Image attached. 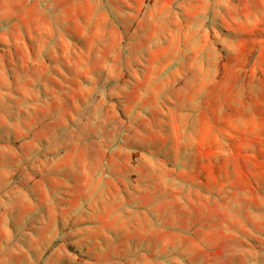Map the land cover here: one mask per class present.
Masks as SVG:
<instances>
[{
  "label": "rangeland",
  "instance_id": "374dc122",
  "mask_svg": "<svg viewBox=\"0 0 264 264\" xmlns=\"http://www.w3.org/2000/svg\"><path fill=\"white\" fill-rule=\"evenodd\" d=\"M0 264H264V0H0Z\"/></svg>",
  "mask_w": 264,
  "mask_h": 264
}]
</instances>
